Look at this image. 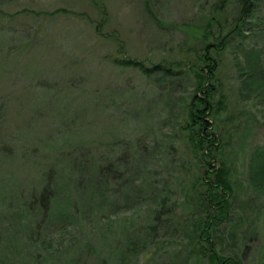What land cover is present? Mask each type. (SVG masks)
Masks as SVG:
<instances>
[{
  "label": "rangeland",
  "instance_id": "374dc122",
  "mask_svg": "<svg viewBox=\"0 0 264 264\" xmlns=\"http://www.w3.org/2000/svg\"><path fill=\"white\" fill-rule=\"evenodd\" d=\"M240 8L241 0H0V264H212L214 252L264 264V0L237 32ZM204 112L214 127L202 131H225V146L192 141L191 115ZM139 138L136 190L146 197L124 204L126 148ZM103 146L123 159L118 207L106 212L69 176L85 148L97 157L91 150ZM59 165L60 216L30 236L27 204ZM222 168L227 215L207 228L221 214L204 203L201 194H212L200 175L214 181ZM149 190L169 198L168 231L151 216L160 206ZM77 200L93 207L70 210ZM146 226L158 228L149 242L139 237ZM127 237L117 251L112 244Z\"/></svg>",
  "mask_w": 264,
  "mask_h": 264
},
{
  "label": "trees",
  "instance_id": "16d2710c",
  "mask_svg": "<svg viewBox=\"0 0 264 264\" xmlns=\"http://www.w3.org/2000/svg\"><path fill=\"white\" fill-rule=\"evenodd\" d=\"M260 2L261 0H241V8L239 9L237 19L242 22L240 23L241 25L237 29L234 27L233 28L234 30L236 29L237 32H240L244 30V26H246L247 24L251 25L253 23L252 20H249V19L258 17L257 15L260 13L259 11ZM24 11H28V10H24ZM211 22H212V19L210 18V23ZM32 33L37 34L38 32H32ZM208 37H205V39L206 40L209 39ZM227 40H228V37L226 38L224 42L221 41L220 39L221 41L220 48L223 47L227 43ZM220 48H217V50H219ZM125 63L128 65L130 63L137 64V62L133 61L132 59L126 60ZM211 64H212V67L210 68V73L213 74L214 71H216L217 66L214 61H212ZM259 69L260 68L248 74L251 75V77L254 79L255 75H257V73L259 72ZM205 90H203L205 95L209 94V91L212 93L211 89L209 88H206ZM203 99L204 100H202V98H199V101L201 104L206 106L208 99H205V98ZM202 114L203 115L195 113L191 115L190 121L192 125L193 126L198 125L199 127V130L197 131L196 136H194V134L190 132L189 135L191 136L192 141L197 142V145H199L202 148L205 147L207 143H211V145L214 146V147L211 146V148H215L217 145L219 148L220 146L221 147L225 146L228 143L229 138H230V136L226 134L225 131H222V130L220 131L218 129V130H213L208 134H205L202 131L203 127H206V129H210V127H214V124L207 122L206 119L204 118L205 112ZM217 128H219L218 125H216L214 129H217ZM94 148L95 149L91 150V152L93 153L94 151L95 152L97 151V157H94L95 155L90 154L87 148H85L82 158H80L79 161L74 160V162L72 163V167H73V169L71 170L72 175L69 174V176L73 177L75 174V176L73 177V180H75V184L77 188L79 189L78 191H80V189L81 190L83 189V191L85 192L90 191L92 196L94 194H97V196H99V203H98L99 206L97 208L99 209L100 212L109 211L107 210L109 207L112 209H114L115 207H118L117 205L118 201L115 200V198L118 192H122L124 190H127V191L122 196V203L124 202V204L125 203L130 204L132 202L134 204V201L141 202L142 198L146 196L144 192H142L144 190L143 187L140 188L141 189L140 191L136 190L137 187L140 186L136 184L139 182V171H140L136 165L138 161L141 160V157H142L141 153H145V147H144V144L141 142L140 138L137 139L135 142L131 143V146L126 148V151H128L129 153H128V159L126 158L125 161L127 165H129L130 170L129 169L127 170L129 173V177L126 181H124V186H123L122 191L121 190L115 191V188L113 187V183L117 185L119 184V180L123 179L120 176V173H121L120 163L123 164L121 162V160H123L122 157L120 158L118 157L117 152H115L114 148H109L107 146L97 147V150H96V147ZM202 150H204V148ZM123 155H125V153ZM202 155L205 157L206 155H208V151L206 152L202 151ZM262 156L264 157V153H262ZM131 159L134 160L132 165H131V162H132ZM59 161L61 162V159ZM64 168L65 166L63 167L59 165L56 170L49 171L51 173L50 175L48 174V176H43L44 185L40 193L36 194V197H33L34 203L33 204L26 203L28 207L31 208L30 212H32L33 214L32 218L26 222L27 224L26 225L24 224V227H28V233L30 236H32L31 234H33L34 230L38 228L40 225L45 224V223H51L55 217L60 216L54 211V208H53L54 205H52L53 198L56 196V190L53 188V184L55 182V177L57 175V172L60 171V169L63 170ZM214 174H215L214 181H208L205 179V177H202L200 175V181L202 182L204 180L206 183H208L209 193L212 194V198L210 202H209L210 200L209 198L201 194L202 199H204L205 201L204 203L207 204L206 206L208 208H213L219 214H221V215L211 216L212 218H210V222L208 220L206 223L207 228L209 227L210 224L218 222L219 220L222 219V217L224 218L227 215V209H228L227 197L229 195L228 189L230 188V185H229V182L226 180L227 179L226 170L224 168L218 169L214 172ZM77 176L81 177V184H85L82 186V188L78 185L80 178L76 180ZM132 185L134 186V188L132 187ZM216 190H218L219 192L217 193ZM149 191H150L149 193L151 194L149 195L153 199L154 204H157V206H160L159 209L155 208L151 216L153 217V220L155 222H157L158 220L162 221L160 228L164 232L168 231L171 222H169V219L166 221L162 220L161 217L163 214L166 216L167 215L169 216L171 213L169 210L170 208L166 207V205L168 204L169 198L162 196L163 194L161 190H155V191L149 190ZM82 199H85V197H82ZM35 203L37 204V206L33 207ZM27 205H26V208H27ZM86 205L89 206V209L93 207L89 202H86L85 200L83 201L77 200L76 202L72 204V206L70 207V210L74 209L76 212L79 211L80 213L84 214L88 212V208ZM68 211L66 213L68 215H71L68 213ZM116 211L118 210H115V212ZM39 216L41 217L38 218ZM149 228L150 227L146 226L145 230L139 231L140 232L139 237L143 241L149 242L153 240L155 231L158 230V228L156 227H154L153 230L152 229L149 230ZM203 230L204 232L199 234L198 237H196L197 241H203L205 240L204 237L208 236L207 229H203ZM130 240L131 238L127 237L126 240H123L124 243L122 246L118 243H113V244L111 243V244L113 245L114 248L116 246L115 249L117 251L123 252L124 248L128 246ZM136 241L137 240H135L134 242ZM213 247H214V244L210 245V250H213ZM208 260L212 264H219L218 261H220V263L221 261L227 262L226 264H237L233 260H230V258H220V256H218L215 252L211 254V256H209Z\"/></svg>",
  "mask_w": 264,
  "mask_h": 264
}]
</instances>
